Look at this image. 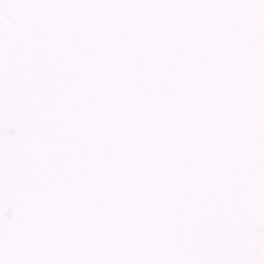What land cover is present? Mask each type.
I'll use <instances>...</instances> for the list:
<instances>
[{"label":"snow or ice","instance_id":"obj_1","mask_svg":"<svg viewBox=\"0 0 264 264\" xmlns=\"http://www.w3.org/2000/svg\"><path fill=\"white\" fill-rule=\"evenodd\" d=\"M0 264H264V0H0Z\"/></svg>","mask_w":264,"mask_h":264}]
</instances>
